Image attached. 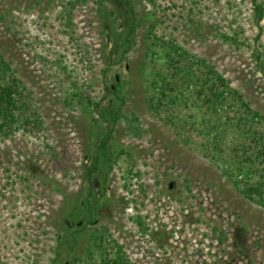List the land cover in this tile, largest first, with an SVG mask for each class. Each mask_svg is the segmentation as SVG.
I'll use <instances>...</instances> for the list:
<instances>
[{
    "label": "rangeland",
    "instance_id": "374dc122",
    "mask_svg": "<svg viewBox=\"0 0 264 264\" xmlns=\"http://www.w3.org/2000/svg\"><path fill=\"white\" fill-rule=\"evenodd\" d=\"M124 1L0 0V55L32 92L44 126L0 138V264H71L99 227L135 264H264V209L238 191L222 154L207 155V135L185 116L174 125L151 113L144 74L154 26L159 37L210 60L264 116V18L257 22L253 0ZM127 4L136 34L125 46ZM117 77L118 94H110ZM74 84L93 92L106 120L67 105ZM119 107L109 141L116 165L103 188V175L93 180L96 192L106 187L102 211L95 226L77 231L79 216V227L68 230ZM132 115L137 136L127 133ZM75 231L72 253L62 240Z\"/></svg>",
    "mask_w": 264,
    "mask_h": 264
},
{
    "label": "trees",
    "instance_id": "16d2710c",
    "mask_svg": "<svg viewBox=\"0 0 264 264\" xmlns=\"http://www.w3.org/2000/svg\"><path fill=\"white\" fill-rule=\"evenodd\" d=\"M121 1L125 4L124 0ZM146 1L154 5L156 3V0ZM253 4L259 23L264 18V9L257 0H253ZM127 7L130 9V18L125 21V44H119L125 46L133 43L136 34L133 10L128 4ZM147 38L149 45L144 74L147 104L151 113L158 118L165 116L174 125H178L176 120H183L182 116H185L193 129L207 135L206 145L211 146L207 155L216 159L218 153L222 154L224 163L229 165L225 173L238 191L264 209V116L252 109L244 96L230 85L210 60L198 57L174 40L159 37L154 26ZM223 38L226 41L233 39L227 35H223ZM124 57L125 54L121 59ZM263 68L264 63H260V69ZM118 90V79L115 78L114 88L107 87V92L116 95ZM69 96L71 99L66 100L68 106H83L92 117L97 115L106 120L109 111L101 109V102L94 99L88 87L74 84ZM121 107L110 115L111 129L106 131L97 145L93 164L87 170L90 187L79 206L81 214L74 215L76 220L67 226L68 230L79 227V216L85 219L77 231L90 225L95 226L102 211L106 187L104 191L96 192L93 180L103 175V188L102 184L107 182L116 165L109 141L112 140L113 127L121 115ZM127 120V133L131 136L139 135L141 128L137 116L132 115ZM43 127L32 92L17 76L11 64L0 55V138H11L22 131L42 133ZM131 173L134 176L133 170ZM125 187L129 190V185ZM133 220L143 233L149 232V225L142 216ZM77 231L63 234L66 237L62 245H67L72 253L78 240ZM77 261L84 264H135L107 227L94 230L88 239L85 255L75 256L71 264Z\"/></svg>",
    "mask_w": 264,
    "mask_h": 264
},
{
    "label": "water",
    "instance_id": "95a60500",
    "mask_svg": "<svg viewBox=\"0 0 264 264\" xmlns=\"http://www.w3.org/2000/svg\"><path fill=\"white\" fill-rule=\"evenodd\" d=\"M117 79H118V77H117ZM113 88H114V86H113ZM66 264H69V263L67 262Z\"/></svg>",
    "mask_w": 264,
    "mask_h": 264
}]
</instances>
